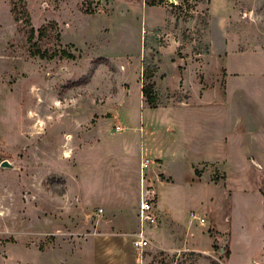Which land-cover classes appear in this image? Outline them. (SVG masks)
<instances>
[{"label": "rangeland", "instance_id": "374dc122", "mask_svg": "<svg viewBox=\"0 0 264 264\" xmlns=\"http://www.w3.org/2000/svg\"><path fill=\"white\" fill-rule=\"evenodd\" d=\"M150 2L0 0V264H264V133L233 122L225 149L218 107L223 47L263 44L264 0Z\"/></svg>", "mask_w": 264, "mask_h": 264}, {"label": "crops", "instance_id": "0c3cea01", "mask_svg": "<svg viewBox=\"0 0 264 264\" xmlns=\"http://www.w3.org/2000/svg\"><path fill=\"white\" fill-rule=\"evenodd\" d=\"M242 49L227 43L222 52L226 72L224 94L220 98L218 107L221 106L219 113L221 121L219 123L225 126V129L221 128L219 131V140L224 148L229 142L228 125L233 122L235 131L232 130L231 132H235L236 137L234 135L230 136L231 141H236L251 123L255 126L256 131L264 133V41L253 52L246 50V47ZM249 92L252 98L260 100L259 107L257 105L260 112L256 115L245 111V102L250 98ZM204 112V114L199 111L196 112L204 118L202 124L205 126L214 124L215 122H210L211 116H217L212 115L210 111L205 110ZM219 123L216 122L215 124L219 125ZM215 142L217 143L216 139ZM114 240V243L119 242L116 241L118 239L114 238Z\"/></svg>", "mask_w": 264, "mask_h": 264}, {"label": "built area", "instance_id": "2783aa9c", "mask_svg": "<svg viewBox=\"0 0 264 264\" xmlns=\"http://www.w3.org/2000/svg\"><path fill=\"white\" fill-rule=\"evenodd\" d=\"M109 0H103L106 2ZM150 166V161L147 158H142L140 161V176L141 182H143L144 177L146 176V171ZM153 198L150 197V193L146 191L145 193L142 191L140 194L139 202H138V224L139 230L132 236L131 245L137 251H143L146 247H148L149 242L146 238V229H149L151 226H155L157 224V214L155 210V206L153 205ZM195 218L194 216H192ZM200 222H204V219H200Z\"/></svg>", "mask_w": 264, "mask_h": 264}, {"label": "trees", "instance_id": "16d2710c", "mask_svg": "<svg viewBox=\"0 0 264 264\" xmlns=\"http://www.w3.org/2000/svg\"><path fill=\"white\" fill-rule=\"evenodd\" d=\"M144 3L148 6V7H153L155 6V3L153 2H150V0H144ZM12 13H14V9H12L11 11ZM33 32V31H32ZM37 55H39V57L41 59H53L56 57V55L54 56H47V55H44V54H41V53H38ZM61 55L63 57H67V58H70L72 59V57L70 55H67L65 52H62ZM142 94L143 96L145 97V101H146V104L150 107V108H155L156 106V96L155 94L152 93V84L151 85H148L146 87H144L142 89ZM229 255V251L228 250H225V256L228 257Z\"/></svg>", "mask_w": 264, "mask_h": 264}, {"label": "water", "instance_id": "95a60500", "mask_svg": "<svg viewBox=\"0 0 264 264\" xmlns=\"http://www.w3.org/2000/svg\"><path fill=\"white\" fill-rule=\"evenodd\" d=\"M0 168L14 170L15 169V163H10L9 161L4 160L0 163Z\"/></svg>", "mask_w": 264, "mask_h": 264}]
</instances>
